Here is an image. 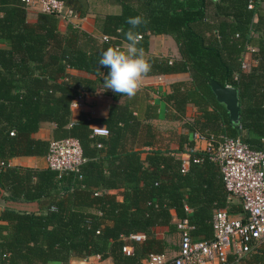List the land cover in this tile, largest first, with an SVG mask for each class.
Returning <instances> with one entry per match:
<instances>
[{
	"label": "trees",
	"instance_id": "trees-1",
	"mask_svg": "<svg viewBox=\"0 0 264 264\" xmlns=\"http://www.w3.org/2000/svg\"><path fill=\"white\" fill-rule=\"evenodd\" d=\"M65 15L38 11L28 18L22 0H0V194L6 202H36V211L5 205L0 212V264H70L99 255L114 264H143L172 247L156 228L178 234L187 218L196 237L213 238L214 212L244 214L241 200L227 192L218 164L191 150L198 133L220 141L237 137L264 150V0H116L119 12H89L88 0H62ZM90 15L97 33L61 19ZM142 15L139 47L152 62L147 75L188 73V79L159 93L166 118L187 132L155 124L157 91L142 86L133 97L103 87L98 61L109 47H123L130 25ZM153 34L171 36L179 57L149 54ZM254 47L256 63L243 69ZM171 61V62H170ZM238 91V122L213 89ZM102 89L112 101L105 117L71 104ZM158 93V92H157ZM192 105L197 114L187 117ZM52 138L37 135L44 124ZM108 135L93 133V126ZM76 138L85 161L79 171L11 165L14 157L46 156L52 139ZM197 160V161H196ZM180 238V237H179ZM220 264H264V242Z\"/></svg>",
	"mask_w": 264,
	"mask_h": 264
},
{
	"label": "built area",
	"instance_id": "built-area-1",
	"mask_svg": "<svg viewBox=\"0 0 264 264\" xmlns=\"http://www.w3.org/2000/svg\"><path fill=\"white\" fill-rule=\"evenodd\" d=\"M28 8L38 11L65 15L66 7L62 0H22ZM255 1H249L253 8ZM171 62V61H170ZM243 69L250 65L244 59ZM82 105L80 97L71 104V109ZM93 133L108 135L104 126H93ZM194 138L205 141L201 151L220 167L223 182L229 195L241 200L244 214H230L225 209L214 212L212 226L213 238L205 239L193 235L194 226L189 219L176 221L180 237L179 248L173 255L167 252L152 254L146 264H212L224 262L229 254L241 257L264 242V150L251 148L240 136L222 137L220 141L205 138L198 133ZM196 150L187 148L188 158H183L186 168L189 152ZM47 167L60 173L79 171L85 161L79 141L74 137L52 139L46 155ZM197 161V160H196Z\"/></svg>",
	"mask_w": 264,
	"mask_h": 264
},
{
	"label": "crops",
	"instance_id": "crops-1",
	"mask_svg": "<svg viewBox=\"0 0 264 264\" xmlns=\"http://www.w3.org/2000/svg\"><path fill=\"white\" fill-rule=\"evenodd\" d=\"M89 2V12L93 13L94 11L99 12H119L120 5L116 2V0H88ZM32 10V8H30ZM29 9V10H30ZM37 12L34 13L31 20L35 19ZM31 15L33 13L31 12ZM67 21H72L76 25L82 27L85 30L90 31L93 34H96L97 31L94 28L93 21L94 19L88 15L85 17H72L66 18L63 20L61 19L59 22V27L61 30H64L67 24ZM257 49L254 47H250L244 54V59L248 62V64L254 65L256 63L254 58V53ZM149 54L153 55H163L172 58L179 57V52L177 45L174 39L166 34H153L150 35L149 39ZM188 73L181 72V73H171V74H162V75H147L143 86H152L157 91L153 95L152 102L157 103L159 105V116L154 121L157 126L162 129L167 128H177L182 132H187V130L183 127L182 122L180 121H171L166 118V105L164 101L160 98L159 93H167L170 90V84L177 80H185L188 79ZM158 92V93H157ZM80 100L82 105L79 108L72 109V115L75 118L78 113L82 110L90 111L91 114L95 117H105L108 113V107L112 98L106 94H104L102 89H98L93 93H84L80 96ZM197 114L196 108L192 105H189L187 108V117L193 118ZM54 126L52 124L46 123L37 133L38 136L43 138H52ZM193 139V135L191 136ZM194 146L196 150H202L205 146V141L201 139L194 138ZM182 158H188V153L184 152L182 154ZM11 165H22V166H29V167H36V168H43L47 167V159L46 156H28V157H14L10 161ZM6 201V200H5ZM12 203L10 206L25 211H36L38 209V205L36 202H6ZM4 207V206H3ZM3 207L0 209H3ZM159 228V227H158ZM156 228V232L158 230ZM167 228H164L162 237H166V239L170 241L169 237L174 236L175 234H167ZM179 237V234H178ZM180 239V238H179ZM179 242V240H178ZM172 245V244H171ZM178 247H170L167 249L168 254L173 255L177 252ZM49 264H58V263H49ZM70 264H114L110 258L102 259L99 255H92L86 258H72ZM143 264H146V260L143 261ZM212 264H220V262L215 261Z\"/></svg>",
	"mask_w": 264,
	"mask_h": 264
},
{
	"label": "clouds",
	"instance_id": "clouds-1",
	"mask_svg": "<svg viewBox=\"0 0 264 264\" xmlns=\"http://www.w3.org/2000/svg\"><path fill=\"white\" fill-rule=\"evenodd\" d=\"M130 25L125 33L127 43L123 46L104 50L98 61L99 69L107 68L103 74V87L121 96L133 97L143 86L144 80L152 70V62L143 47H139L140 36L136 29L146 23L142 15L129 17Z\"/></svg>",
	"mask_w": 264,
	"mask_h": 264
},
{
	"label": "water",
	"instance_id": "water-1",
	"mask_svg": "<svg viewBox=\"0 0 264 264\" xmlns=\"http://www.w3.org/2000/svg\"><path fill=\"white\" fill-rule=\"evenodd\" d=\"M213 89L217 94L218 99L226 105L227 109L231 114L232 119L235 122H238V91L231 86H221L217 83H213Z\"/></svg>",
	"mask_w": 264,
	"mask_h": 264
},
{
	"label": "rangeland",
	"instance_id": "rangeland-1",
	"mask_svg": "<svg viewBox=\"0 0 264 264\" xmlns=\"http://www.w3.org/2000/svg\"><path fill=\"white\" fill-rule=\"evenodd\" d=\"M30 8H28V13H29V15H28V18L31 20V18H32V16H34V13H36V12H38V10L36 9V8H32V10L30 9ZM31 12L33 13V15H31ZM63 20V19H62ZM7 203H6V201L4 200V198H3V196H2V194H0V209L3 207V206H5ZM9 205L10 204H12V203H8ZM164 228H166V227H159L158 228V230H157V233L159 234V235H162V233H163V231H164ZM157 234V235H158ZM169 239H170V243L172 244V247L174 248V247H178V243L180 242V239H179V237H178V234L176 233L174 236L172 235V237H169ZM178 240H179V242H178ZM168 253V252H167Z\"/></svg>",
	"mask_w": 264,
	"mask_h": 264
}]
</instances>
